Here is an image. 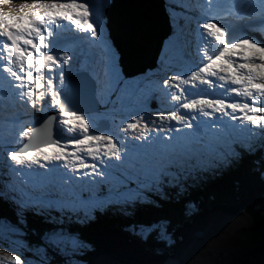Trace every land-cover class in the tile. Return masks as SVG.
<instances>
[{"label": "snow or ice", "instance_id": "obj_1", "mask_svg": "<svg viewBox=\"0 0 264 264\" xmlns=\"http://www.w3.org/2000/svg\"><path fill=\"white\" fill-rule=\"evenodd\" d=\"M216 6L222 7L219 2ZM204 7L211 10L213 0H207ZM3 8L6 14L0 20V59L7 62L0 65V72L4 73L8 81V89L15 93L18 101L33 110H43L46 105L55 109L57 115L52 119H58L60 125L77 132L68 141L53 140L50 135L42 145L37 144L24 151L19 148L9 151L7 159L17 168L36 165L38 171L53 174L52 165L55 162V168L60 169L62 166L67 169L73 180L83 181V185H92L97 189L104 186L111 192L112 184L107 173L113 164L123 165L136 174L126 177L119 184V190L133 192L135 199L143 200L147 192L161 190L179 179L183 169L194 167L187 152H175L170 146L172 141L184 138V133L196 134L201 126L200 117L205 118L204 120L214 118L206 126L214 132L227 130L222 123H216L223 119L235 124L238 129H248L249 142L245 143L239 137H229L224 144L213 150L214 158L211 163L238 158L242 152L253 150L251 138L264 137V45L249 38L229 42L227 29L211 15L198 26L219 46L218 52L204 53L205 62L190 77L168 76L164 79L161 87L171 90L170 99L176 103L177 108L168 111L169 115L161 113L151 121L145 120L143 114L131 117L121 126V130L127 134V139L121 144L115 136L90 133V122L86 117L64 106L60 87L65 80L63 69L70 64L71 57L67 52L57 56L50 51L52 34L48 31L49 21H68L80 31L90 32L96 37L89 6L82 0H4ZM196 10L199 11V8ZM237 19L249 25L252 30H264V0H259L258 6H247L245 14ZM83 67L86 68V65ZM133 79L124 77L121 73L109 85L97 78L95 96L98 107L108 110L109 104L101 99L105 94L108 101H117L118 105L122 90H127L128 95H132L134 89L139 90V83L130 82ZM190 81L192 87L196 83L213 88L219 84L225 98L199 96L188 99L184 85ZM84 86L83 83L80 84V87ZM229 95L231 98H228ZM152 97L159 99V93H149L145 101L148 102ZM138 128L140 131L137 133ZM33 131L34 128L24 126L18 133V138L30 141ZM154 138H159L160 142L156 143ZM129 140L138 143L130 148L127 146ZM130 153L143 158L139 166L128 164L126 157ZM10 184V180L0 184L3 186L0 195L11 191ZM48 185L63 187L71 185V181L64 177L58 184L52 179L43 186ZM65 197H70L81 205L106 199L99 191L93 193L83 187L65 196H49V202ZM77 210L82 214L96 211L94 208ZM168 223L161 221L155 225L139 226L135 232L141 239H147L152 232H156L171 247L176 242L167 232ZM142 228L147 231L141 232ZM5 262L23 264L20 257L0 251V264Z\"/></svg>", "mask_w": 264, "mask_h": 264}, {"label": "rangeland", "instance_id": "obj_2", "mask_svg": "<svg viewBox=\"0 0 264 264\" xmlns=\"http://www.w3.org/2000/svg\"><path fill=\"white\" fill-rule=\"evenodd\" d=\"M14 2H19V0H14ZM82 2L89 6L91 13L90 20L95 26L97 36L95 38L90 32L82 33V31L79 30V32H73V36H77L82 33L81 37L83 39H77L74 43H63L56 37L52 38L55 42V49L50 51L57 56L67 52L71 57L70 64L65 66L63 69L65 73V80L63 85L60 87L61 98L65 93L66 78L71 73L81 70L86 71L92 79L95 89V81L97 78L100 81L111 85L114 78L119 77L122 73L121 67H119V53L115 49L105 29L103 8L95 6L94 3L96 0H82ZM101 2L102 0L98 1V3ZM176 3L178 4V2ZM3 4L4 0H0V13L2 11L4 12ZM223 12H225L226 17L229 16L231 18H222L223 20L221 21L218 16L224 14ZM223 12L220 11L217 16L213 18L215 21H219L227 29L229 42L235 41L237 39L249 38L260 45H264V30H252L249 25L232 18L231 15H226V11ZM99 14L101 18H99ZM178 16V12H174L172 14L170 12L169 15V17L173 20H175ZM207 19L208 18L197 19L194 14H192L188 19L187 25L176 39L178 46L180 48H184L182 49L186 58L190 57L188 62L189 65H187L185 62H180L179 65L182 68L181 69L177 64H175L174 61H171L168 66L164 67L162 70L161 67L151 70L147 73L134 76L132 77L134 79L130 82L134 84L139 83V90L134 89V93L132 95H128L127 90H122L118 105L117 101H108L105 94L101 97V99L104 103L109 104L107 111L103 108H100L95 112L81 113L90 122V133L109 134L115 136L117 140L121 142V144H124L125 140L127 139V134L121 130V126L126 124L131 117L143 114L145 120L151 121L154 117L161 115V113L167 116L170 114L168 111L175 110L177 105L170 99L171 90L161 87V82L168 76H180L186 78L190 77L191 75H186V73H190V69L192 73L197 72V70L205 62L204 53L216 54L218 52L219 46L207 36L205 38L206 42L203 41V47L202 41L199 38V40H195L197 38L196 33L198 32V29L195 30L194 34L191 33L193 34L192 42L186 44V41L188 40L189 27L196 28L199 24L205 22ZM223 21H226L227 24ZM105 35H107L108 38ZM92 39L94 40L93 43ZM189 46H191V48ZM199 46L200 48H198ZM192 54H196V57ZM77 55L86 56V60L89 62V64H91L92 68L88 70L84 69V67H82L76 61L75 57ZM199 56L202 57L200 58ZM195 61L197 62V65H200V67L195 68ZM184 87L188 99L197 98L199 96H208L213 99L225 98V95L221 91L219 84H216V86L213 88L209 85H201L196 83V86L192 87V82L190 81L188 84L184 85ZM153 91L159 93V99L152 97L148 100V102H146L145 97ZM228 98H231L230 95ZM11 100L14 101V99ZM95 100L97 102L96 96ZM0 101H4V104L11 103V101L8 102V100L5 98H1ZM153 105H157L156 108H153ZM22 106L24 107V105ZM25 106L27 109L24 107V110L19 104H13L10 107L0 105V184H3L4 180L11 181V184L9 185L11 191L6 194V197L14 206L19 208L18 211L26 207L33 210L39 207H44L49 210L56 211H65L71 208L74 210L80 208H94L96 211L99 209L104 211V207L107 205H112V203H126V201L137 200L135 199L133 192H124L119 190V184L125 181L129 169H126L123 165L113 164L111 166V170L107 173L109 182L112 184L113 192L111 195L106 197V199L93 200L87 205H81L72 201L70 197H65L64 199L50 203L49 196H65L72 191H79L83 187H87L89 191L93 193L99 191L100 194L108 193V188L102 186L97 189L92 185H83V181L73 180L72 175L62 166L60 169H56L55 162H53L52 165L54 175L47 172L38 171V166L36 165L25 166L22 168H17L14 166L7 159V153L9 151H15L18 147L25 145L26 141H22L18 138V133L21 131V129L24 126L31 127V121L33 120V117H37L41 114L51 113L54 117L57 115V111L48 107L47 105L43 108V110H32L29 108L30 106L26 104ZM204 119L205 118L200 117L201 126L199 127L196 134L184 133L182 134L184 138L178 141H172L170 147L173 149L176 144L184 143L189 140L187 143V148H190L195 141L202 143V141L197 138L199 136L201 138H216L221 141L227 140L229 137H239L243 142H249L247 128L238 129L235 124H231L227 119H223L222 121H216V123H222L224 128L227 130L223 132H214L206 127L208 124L213 122L214 118L213 120ZM54 126L61 136V139L58 140L62 142L68 141L77 135V132L71 131L60 125L58 119L54 120ZM100 127H105L104 131L100 133H94V131ZM139 131L140 129L138 128L136 132L138 133ZM218 136L221 138H217ZM262 138L263 137L261 136L253 137L251 138V142L252 144L259 143ZM154 140L156 143L160 142L159 138H154ZM137 143V141L129 140L127 146L131 148L133 144ZM173 150L176 151V149ZM135 156L139 155H133L130 153L129 157H126L128 164H134ZM135 174L136 173H133V176ZM64 177H67V179L71 181V185L63 187H53L52 185H48L46 187L43 186L52 179H55V181L59 184ZM39 209L41 210V208ZM44 237L45 239L41 245L30 244L26 239L27 235L22 232L20 227L9 221L5 220L2 222L0 220V251H5L9 254L20 257L23 261V264H51L50 262L52 254L50 251L52 253H58V255H64L62 257L67 259L64 264H79L78 262L81 261L79 257L91 249V247L89 248L90 245L86 244L82 239H80L82 238L81 236H78L79 238H77L75 236L62 233H54L50 235L46 233L44 234Z\"/></svg>", "mask_w": 264, "mask_h": 264}, {"label": "water", "instance_id": "obj_3", "mask_svg": "<svg viewBox=\"0 0 264 264\" xmlns=\"http://www.w3.org/2000/svg\"><path fill=\"white\" fill-rule=\"evenodd\" d=\"M103 4L107 34L123 72L134 76L153 69L169 28L162 1L104 0ZM78 91L76 97L70 93L72 99L63 100L64 106L78 113L95 110L91 90L78 86ZM33 128L30 148L46 143L50 135L53 140L59 136L49 117ZM43 135L44 141L37 142ZM258 198L214 204L191 213L174 228L178 240L172 250H153L125 231L104 229L93 238L87 264H264V207L256 208ZM3 216L0 210V219Z\"/></svg>", "mask_w": 264, "mask_h": 264}, {"label": "trees", "instance_id": "obj_4", "mask_svg": "<svg viewBox=\"0 0 264 264\" xmlns=\"http://www.w3.org/2000/svg\"><path fill=\"white\" fill-rule=\"evenodd\" d=\"M260 145H264V140L254 145L253 150L242 152L240 157L221 163H211L213 155L200 154L192 157L190 163L194 167L183 169L174 183L164 186L161 190L153 189L147 192L146 200L142 202L107 205L106 212L103 213L82 214L71 208L50 214L51 212L46 213L44 210L35 213V210L28 209L21 215L6 195H0V209L17 225L31 228H23L30 244L40 245L46 233L79 234L78 236L82 237L80 239L91 246L89 251L79 257V264H87V255L94 246L93 238L108 227H118L131 232L130 230L139 226L168 221L167 232L176 242L178 239L174 228L189 219L191 213L207 206L230 204L243 198L259 196L256 208L264 207V147ZM0 192H3L1 185ZM52 215L62 220L56 221ZM20 219L22 220L19 221ZM138 237L141 239V236ZM141 240L153 250L159 247L169 250L173 248L159 238L156 232ZM50 253L51 264H64L67 260L62 257L64 255L51 251Z\"/></svg>", "mask_w": 264, "mask_h": 264}, {"label": "bare ground", "instance_id": "obj_5", "mask_svg": "<svg viewBox=\"0 0 264 264\" xmlns=\"http://www.w3.org/2000/svg\"><path fill=\"white\" fill-rule=\"evenodd\" d=\"M190 1L194 5V7L199 8L198 13H205L206 12V10L202 9L203 4H204V0H190ZM221 2H222V6H227V8H230V10H229L230 15L235 17L236 19L238 16H242L245 14V12L247 11V9H246L247 3H249V6H258V4H259V0H221ZM178 4H179V2H178ZM242 6H244V7H242ZM218 8H220V7H218ZM192 11L194 14H196L195 9H192ZM2 12L0 13V20H2L4 15L6 14L5 11L3 13ZM164 20L167 21L166 16H164ZM57 21H60L62 24L58 25V24H54L53 22L48 24V31L50 33H51V31H53V33H54L53 37H57V39H59V40H65L66 42H68L72 39L73 32H79V29H77L75 26H73L70 22L64 21V20H57ZM197 28H198V26H197ZM198 35H201L203 38H206V35L203 33V30L200 28H198L197 38H198ZM203 38H202V40L205 41V39H203ZM203 41H202V46H203ZM93 42H94V40L92 41V43ZM0 85L4 86L6 88L5 91H0V96H1L0 99L1 98L6 99V94L11 93V91L6 86L5 77H0ZM11 97L13 99L15 97V93L12 92ZM16 101H18V100H16ZM0 102L3 103L4 101H0Z\"/></svg>", "mask_w": 264, "mask_h": 264}]
</instances>
